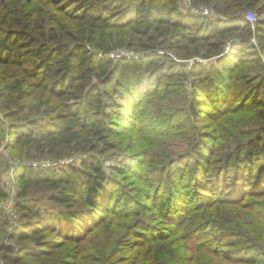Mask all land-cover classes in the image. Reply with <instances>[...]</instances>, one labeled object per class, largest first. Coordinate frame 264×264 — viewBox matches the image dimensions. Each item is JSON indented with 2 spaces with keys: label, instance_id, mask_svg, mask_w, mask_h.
Listing matches in <instances>:
<instances>
[{
  "label": "trees",
  "instance_id": "16d2710c",
  "mask_svg": "<svg viewBox=\"0 0 264 264\" xmlns=\"http://www.w3.org/2000/svg\"><path fill=\"white\" fill-rule=\"evenodd\" d=\"M181 1L0 0V143L22 161L13 171L17 221L10 234L0 217V264H113L115 247L133 228L157 229L140 219L144 212L171 222L183 214V200L194 206L184 223L208 230L212 256L219 242L238 244L261 259L237 264H264L262 230L212 215L264 194V128L261 135L254 134L260 128L233 131L220 143L195 126L207 113L201 105H216L203 99L217 100L235 67L256 60L249 51L255 43L264 47V0H185L187 10ZM201 8L210 14L191 12ZM120 49L132 55L110 58ZM262 70L231 112L264 109ZM151 97L186 102L150 114L167 120L165 130L156 122L167 143L179 140L190 151L140 162L143 183L132 186L128 165L107 171L103 159L117 149L123 112ZM226 97L223 89L224 109ZM72 156L79 165L61 163ZM6 161L0 153V168ZM150 242V250L165 247ZM156 254L146 261L176 264Z\"/></svg>",
  "mask_w": 264,
  "mask_h": 264
},
{
  "label": "rangeland",
  "instance_id": "374dc122",
  "mask_svg": "<svg viewBox=\"0 0 264 264\" xmlns=\"http://www.w3.org/2000/svg\"><path fill=\"white\" fill-rule=\"evenodd\" d=\"M179 5L181 9H188V4L185 0H182ZM249 51H253V53H255L252 54L255 55L254 59H259V61L246 60L243 64L236 66L235 70L225 79L226 86L223 89H225L227 96L225 103L227 111L223 108L224 104H222L221 99L223 89L219 91L217 95L214 94L218 97L217 100H214L212 97L203 99V101H209L208 103L216 102L215 108L206 107L204 105H201L199 108L200 111L205 110L207 113H210V115L202 113L199 121L195 123V126L204 139H207L206 133H213L217 137L219 135L218 142L221 143V141L223 142L230 139L233 131L237 132L239 136L242 132L255 130L256 128H260V130H257L254 134L261 135L262 128H264L263 107L260 108L256 106L257 108L252 110L231 112L235 111L234 107L240 106L244 103L243 99L248 92L247 84H251V81H253L257 73L261 72V69H263L262 71L264 72V47L255 43V48ZM115 54H129V52L120 49L115 52ZM203 63L211 62L203 61ZM233 65H236V62ZM225 73H228V71L225 70ZM143 100L135 110L129 109L123 112L126 113L127 116L124 120L120 121V126L117 129L119 135L116 140V143L118 144L117 149L103 159V165L107 171L114 169L120 164L128 165L130 169L127 174V184L132 186H139L143 183V180H140V174L142 169L144 170V167L139 165L140 162H147L148 159L152 160L156 157L162 160L167 154L172 152L174 153V156H177L184 151H190L188 145L181 144L179 140L177 142L167 143L165 139H167L168 136H162L160 130L156 127V122H158L160 126L162 125L161 128L165 130L166 126L164 125L167 120H164L163 123V121H157V119L155 120L151 118V114L154 113L156 116H160L163 113L168 114L169 111H175L180 107L185 108L186 102L181 97H168L161 99V101H158L157 98L153 97ZM258 100L264 103V89L260 90ZM141 106L143 107L142 109L147 107L148 109L146 112L138 115L137 111ZM245 108L249 109L248 106ZM253 113H255V115H253ZM178 121L180 122V120H176L175 123ZM182 132L183 130L179 129L177 132L175 131V134H180ZM254 134L252 133L251 136H254ZM3 142L0 143V153L6 156L7 161L6 164L0 168V190L4 195V198L0 199V217L7 225L6 229L8 232L11 231V225H14L17 221V215L12 210L15 197L12 190L14 177L13 171L22 161L11 156L10 150L3 145ZM130 155H133L131 156L132 158L129 157ZM61 163L79 165L80 158L78 156H72L64 159ZM177 167L176 170L182 166L177 164ZM171 187L172 188L170 189L173 191L184 190L182 187ZM175 187L177 190H175ZM159 195L161 199L164 196L162 192ZM178 205H180L179 208L183 211V214L178 215L176 219L171 222L167 221V219L157 220V217L154 215L155 211L151 213L144 212V215L140 219L149 222L148 229H150V227H155L157 229L154 231H148L147 229L137 230V228H133L132 234L128 237L125 236V238H122L115 247L116 256L113 264H150L146 259L149 255H154L156 252V255H159L160 257L165 255L166 258H172L173 262L175 259L176 264H237L240 261L245 262L250 259H253L256 261L255 263H257L258 260L261 259L258 254H254L253 256L252 254L251 256L250 254H245L239 249L240 247L238 244H221L220 242L217 243L218 248L216 249L217 252L214 253L215 256H212L206 249V244L208 240H210L208 230L202 231L201 227H198L197 224L188 226L184 223L187 215H190V212L194 209L193 203L183 200L180 201ZM229 205L230 206H218L217 208H213L215 211L212 210L214 211L212 215L215 217L225 215L230 219L232 218L238 221L241 225H246L249 229L257 230V232L262 230V233L260 234L264 235V194L247 196L246 201L242 202V205L240 206L234 204ZM107 214L108 213H104L101 215L106 216ZM109 217L110 216L106 218L110 220ZM252 222L256 225H253ZM110 227L113 232L114 228L112 224ZM8 234H10V232H8ZM162 239L163 241H161ZM151 240L153 242L156 240L158 245L162 244L165 247L163 249H160L159 247L157 250H150L148 248V242ZM146 250H148V252H146ZM213 258H217V260ZM212 260L214 262H212ZM69 261L71 262L73 260L70 258Z\"/></svg>",
  "mask_w": 264,
  "mask_h": 264
},
{
  "label": "built area",
  "instance_id": "2783aa9c",
  "mask_svg": "<svg viewBox=\"0 0 264 264\" xmlns=\"http://www.w3.org/2000/svg\"><path fill=\"white\" fill-rule=\"evenodd\" d=\"M201 13V14H203V15H209L210 14V11H208L207 9H204V8H201L199 11H197V10H195V13ZM246 18L249 20V21H251V22H254L255 21V15H254V13H252V12H249L248 14H247V16H246ZM253 19V20H252ZM127 55H132V53H129V54H115V53H113V54H111L110 55V58H114V57H120V56H127Z\"/></svg>",
  "mask_w": 264,
  "mask_h": 264
}]
</instances>
